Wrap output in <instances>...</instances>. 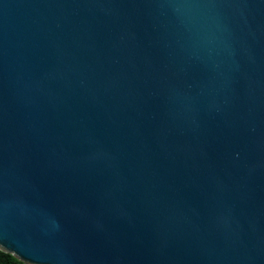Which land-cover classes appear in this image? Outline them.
Listing matches in <instances>:
<instances>
[{"label": "water", "instance_id": "1", "mask_svg": "<svg viewBox=\"0 0 264 264\" xmlns=\"http://www.w3.org/2000/svg\"><path fill=\"white\" fill-rule=\"evenodd\" d=\"M0 250L264 264V0H0Z\"/></svg>", "mask_w": 264, "mask_h": 264}, {"label": "trees", "instance_id": "2", "mask_svg": "<svg viewBox=\"0 0 264 264\" xmlns=\"http://www.w3.org/2000/svg\"><path fill=\"white\" fill-rule=\"evenodd\" d=\"M0 264H25L15 256L0 250Z\"/></svg>", "mask_w": 264, "mask_h": 264}]
</instances>
